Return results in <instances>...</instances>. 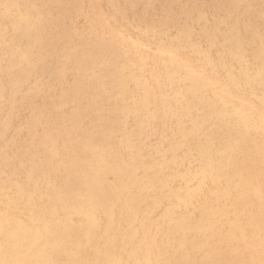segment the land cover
Instances as JSON below:
<instances>
[{
    "label": "rangeland",
    "instance_id": "obj_1",
    "mask_svg": "<svg viewBox=\"0 0 264 264\" xmlns=\"http://www.w3.org/2000/svg\"><path fill=\"white\" fill-rule=\"evenodd\" d=\"M94 1L97 13L107 20L101 25H93L87 0H79L77 5L68 0H17L18 13L28 10L25 2L40 13L39 44L34 38L38 34L20 29L16 13L3 21L7 24L0 34V195L14 197L13 193H4L5 181L13 175L14 189L26 188L24 195L17 197V212L26 214L36 203L38 190L52 198L64 194L79 199L95 184L102 197L98 207H106L109 213L95 218L103 225L101 241L108 255L117 248L116 264H128L131 231H137L141 221L158 223L166 216L165 205L155 204L154 194L161 183L158 172L164 171L154 158L155 152L171 158L184 154L197 158L202 142L186 139L190 121L202 136H211V143L219 141L229 146L234 141L231 121L217 125L216 120H209L210 112L232 116L238 125L237 103L247 109L255 101L253 95L264 91V71L260 70L264 65V0H243L242 5H238L240 0ZM109 28L123 31L153 49L170 50L187 43L197 47V52L186 50L192 68L178 73V86H198V96L195 98L191 92L177 94L172 118L168 115L163 120L165 127L155 130L151 121L144 125L145 120L138 118L137 110L147 115L155 112V106L147 101L153 72L134 50L110 40ZM34 54L31 69L30 65L24 66L21 56ZM89 57L99 63L95 76L98 86L90 84L93 73L86 61H90ZM155 61L159 65L153 66L154 74L173 69L167 59ZM117 69L123 80L128 77V82L117 81ZM212 69L217 71L216 81L222 85L236 82L246 91V97L221 104L212 100L221 90L208 88L206 82L196 85L191 77ZM251 77L258 81L251 83ZM202 86L204 90H199ZM131 92L136 95L132 100L127 98ZM185 105L191 119L177 124L180 114L187 113ZM254 105L257 106L251 112L261 115L264 106L258 101ZM105 160L113 164L116 172L107 167ZM241 166L242 162L238 169ZM143 181L154 191L146 193ZM51 183L57 192L48 187ZM168 188L173 189L170 184ZM45 202L46 210L51 211V204ZM199 203L196 202L204 209V204ZM84 224L79 217L73 219L75 228ZM154 233L153 230L151 234ZM78 245L80 236L74 231L68 233V246L52 250L49 264L97 259L82 247L77 251ZM191 255L201 257L200 253Z\"/></svg>",
    "mask_w": 264,
    "mask_h": 264
},
{
    "label": "bare ground",
    "instance_id": "obj_2",
    "mask_svg": "<svg viewBox=\"0 0 264 264\" xmlns=\"http://www.w3.org/2000/svg\"><path fill=\"white\" fill-rule=\"evenodd\" d=\"M70 1L74 5L79 3V0H68V2ZM216 2L218 1L216 0ZM87 4L92 13L93 25L103 24L106 18L102 13H97L95 1L87 0ZM242 4L243 0L238 1V5ZM194 5L196 6V4ZM24 6L28 10L18 13L17 0H0V34L7 24L3 21L11 13H16L22 24L20 29L25 30L26 33L38 34L34 38L39 44L41 26L38 24L37 15L39 16L40 13L37 12L36 7L26 2ZM193 19L195 18L193 17ZM91 27L93 28V26ZM108 37L110 40L122 43L126 49L134 50L140 58L142 56L143 61L149 67L148 71L153 72L149 77L151 85H149L150 90L147 91V101L155 106V112L152 115H147L146 111H136L138 118L142 117L145 120L144 125L151 121L155 130L165 127L163 120L168 119V115L172 118L173 103L180 92L183 94L191 92L195 98L198 96V86L196 89L188 83L178 86L180 81L178 73L192 68L191 60L186 58L188 57L186 50L197 52L195 45L187 43L185 45L177 44L170 50L153 49L143 45L141 41H134L125 32L114 28L108 29ZM21 58L24 61V66L30 65L31 69V64L36 60V54L22 55ZM159 59L168 60L173 68L171 72L154 74L153 66L159 65L157 64L159 62L155 60ZM89 60H86L90 67L89 71L93 73L90 84L98 86L99 82L95 76L98 74L99 63L91 57ZM260 70L264 71V65ZM119 71L115 77L118 82L120 79L123 80ZM215 72L217 73L216 69L208 72L202 71L191 77L197 82L196 85L199 82L203 84L206 82L208 88L214 86L221 90L217 98H212L218 104L224 100L231 102L240 96L246 97V91L242 90L236 82H227L222 85L216 81ZM123 81L128 82V77H125ZM257 81L258 79L254 81L251 77V83ZM199 90H204V87H200ZM134 96H136L135 92H131L127 98L132 100ZM253 99L264 106V91L253 95ZM255 101L252 100L247 109L242 103H237L238 125H235L236 122L232 116L226 117L218 112H210L209 120H216L217 125L231 121L234 141L229 146H224L219 141L211 143L213 140L209 138L211 136L208 134L202 136L198 126L190 121L191 124L186 125L189 135L185 137L188 141L202 142L201 145L199 143L197 158H193L189 154L171 158L166 153L155 152L154 158L156 162L163 165L164 171L158 172L161 183H158L157 191L154 194L156 202L154 203L158 205L157 207L165 205L166 216L158 223L147 224L146 220L141 221L138 230L131 231L129 240L131 241L132 254H128L127 263L142 261L144 264H155L157 261L186 258L234 261L241 262V264H261L264 261V108L261 115H255L253 113L257 106L254 105ZM183 108L187 109V113L180 114L177 124L183 120L186 123L191 119L188 117V106L185 105ZM170 122L173 120L170 119ZM241 154H245V157H240ZM109 157L112 158V153ZM241 162L243 166L238 169ZM105 164L116 172L109 160H105ZM12 179L13 175L7 177L5 181L7 191L4 193H13L14 197L7 198L4 194L0 195V259L22 260L27 264H49L48 256L51 251L68 246V233L74 231L80 236V245L77 246V251L80 252V247L86 245L87 247L82 248L90 252L91 256L97 255V260L116 264L114 254L117 248H114L112 255L107 254V246L101 241L104 238L101 231L103 225L101 222H95L97 220L95 218L100 215L109 216L106 207H98L102 197H99L98 190L95 188L96 186L94 187L95 184L89 187L84 196L79 199L64 194H58L52 198L38 190V199L34 206L27 209L26 214H19L17 212V197H22L26 188L20 187L19 191L15 190ZM143 182L144 188L148 190L146 193L154 191V189H150L152 185L147 184L146 181ZM35 184L38 186L37 183ZM168 184L172 185L173 189L169 190ZM52 185L51 183L48 187L51 188ZM52 188L57 192L54 186ZM199 199L202 202L199 203ZM45 200L51 204V211L46 210ZM196 202L199 205L204 204V209L200 208ZM3 205L6 207L3 208ZM76 217L84 220L85 224L75 228L73 219ZM153 230L155 233L151 234ZM6 234L11 235L14 240L13 246L8 249L3 247ZM145 237L147 242L142 243V238ZM190 252L200 253L201 257L194 258ZM83 255H87V253Z\"/></svg>",
    "mask_w": 264,
    "mask_h": 264
},
{
    "label": "snow or ice",
    "instance_id": "obj_3",
    "mask_svg": "<svg viewBox=\"0 0 264 264\" xmlns=\"http://www.w3.org/2000/svg\"><path fill=\"white\" fill-rule=\"evenodd\" d=\"M262 59H264V53H262ZM147 238H142V243H146ZM14 244L13 237L11 235L5 236L3 240V247L5 249H8L12 247ZM18 246V245H17ZM81 247H87L86 245H82ZM190 255V254H186ZM0 264H27L26 261L22 260H9V259H0ZM66 264H112V262H106L102 260H97V259H74V260H69L66 262ZM120 264H124V262H120ZM128 264H144L142 261H136L132 262L129 261ZM155 264H241V262H234V261H224V260H193V259H177V260H167V261H157ZM261 264H264V261L261 262Z\"/></svg>",
    "mask_w": 264,
    "mask_h": 264
}]
</instances>
